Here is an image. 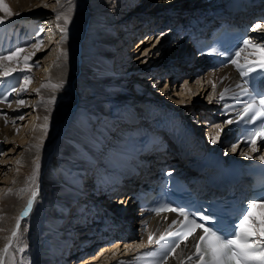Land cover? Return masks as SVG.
<instances>
[{
	"label": "bare ground",
	"instance_id": "obj_1",
	"mask_svg": "<svg viewBox=\"0 0 264 264\" xmlns=\"http://www.w3.org/2000/svg\"><path fill=\"white\" fill-rule=\"evenodd\" d=\"M40 1L41 0H4V2L11 8V13L0 8V17H5V21H7H4L3 25L0 24V56L7 55V53L12 51L13 48L23 49L15 60L0 61L4 68L16 69V71L9 76H0V80H3V83L0 84V140L11 138L10 135L17 129L14 121H17L18 118L20 119L18 116L19 112L22 107L24 108V103H27L28 101L29 105L26 106L29 110L26 112L32 114L31 117L33 118L34 129L36 131L34 134L31 130L33 135L31 134L29 136V143L26 145V148L21 150L24 152L23 155H21L19 161L17 160L15 163L17 171L19 172L17 186L14 189L8 188L5 193L0 196V264H64L66 258L68 263L69 257V264H111L113 260H127L134 262V264H188L195 256L194 242L196 238L194 237H188L181 242L179 246L175 248L174 252L171 250L167 252L156 250V247L158 246L138 251L142 244L150 243V236L153 241L154 237L159 236L164 230H168L173 226L175 220H179L178 215L173 211L162 213H149L146 211L135 213L133 211L132 213L137 214L135 219L136 222L134 224L135 226H132L130 232H126L127 235H125L124 239H117V243L114 244L113 242L112 246H109L107 241L100 242L97 246L98 253L94 255L91 254L92 251L90 250H93L97 244V238L93 239L89 244L84 245L81 250L78 249L71 251V249H69L70 252L65 254V247L63 245L70 243L68 240L65 241V235L67 234L65 232L68 228L73 226L77 228L80 226L79 222L81 221L78 220L79 217L84 216L87 209H91L89 205L76 204L75 202V207L78 208V211L67 212L66 206L78 197L76 190L88 189L85 186L86 184L88 185L87 187L95 185L92 181L93 178L87 176L89 175L88 170L91 165V161L88 157L89 155L92 157L91 155L93 153L94 156H100L98 153L100 152L102 144L103 151H106L105 146H108L107 142L108 140H111L110 136L113 135V133H110L112 125L109 126L111 120L108 121L107 119L108 117L110 118V109H108L110 107L103 110L104 112L100 114V118L96 115V120L93 121V125L97 127L99 131H102V134L104 133V135H106L103 139V137L98 135L100 133L95 134L94 132H89L86 125L87 122L89 124L91 120L89 114H85L86 118L83 117L82 119H78V122L76 120V122L74 121V106L78 101L79 104H81L84 100L92 97L95 88L96 90H103L106 97L108 95L111 102L110 104L114 106L111 110L115 109L114 113H112L113 118L117 117V114H121L125 111L123 102L127 99V96L120 94L118 87H125L127 89L131 84L132 87L134 84L141 85L139 82L143 79V73H141L143 69L142 67H138L140 71L137 73H132L131 75H126L125 73L127 68L131 65V62H133L131 61L133 59L128 60L132 54H130V52L139 49V45L144 44L145 41H139V45H136L133 50H131L130 46H128V50H126L125 45L128 44L129 37H126L125 41H123L125 44L121 42L119 45L122 37L119 40L117 39L116 43V41L113 42L112 40L114 36L118 35V33L110 36L107 32L111 29H114L115 32L118 31L119 23L125 22L129 19L124 18L118 20L110 15L119 12L120 9L125 10L127 8L128 10H131V8H134V4H136L135 1L137 0H90V5H92L91 8L93 11L90 12V17L93 22H90L87 19L89 13L86 9L87 0H70L68 1V5L64 4L63 6H60L61 13L70 17V22L64 23V27L71 29V32L68 33L69 36L62 37L61 35V39H59L60 43L58 48L61 49V55L58 59H54L50 64L46 63V61L43 62L41 69L39 70L41 74L39 75L44 76V80L36 85L35 88L30 89V83L27 85L24 84L25 76L31 78V73L28 69H30L32 65L30 66L28 62L32 58H35L37 53L44 51L48 43L52 41L50 39L53 37L51 33H48L49 36L45 33L44 45L39 49L36 47L38 40H41V34L39 35V30H37L39 25L37 24L38 26L35 27L31 21L38 19L41 21L46 16V13L48 14V8L44 6V4L41 5ZM47 1L48 0L45 2ZM62 1L64 0H60L59 3L62 4ZM191 1L192 0H187L189 4L185 8H181L182 10H180V12L182 11V14L178 12L174 17H181L184 16V14L191 13L196 7H199L202 11L209 10V6L207 5L209 1L197 0V2L195 1L196 5H192L193 3H190ZM113 2L118 4V9L114 10L112 8V11L111 9L106 10V3L113 4ZM203 2H206L207 4H204ZM121 6H123V8ZM154 11L155 10H151V12L149 11V13H151L150 17L157 16L156 18H159L161 15ZM138 12L139 9H133L131 11V13L136 14H139ZM107 15H109V17ZM131 15L130 18L133 17V19L131 23H129L131 19L128 23L132 26L131 31L134 32L135 27L138 26V22H136L137 20L134 21V19H139L140 16L135 14L133 16ZM140 18H142V16ZM87 20L91 25L88 33H86L84 47L86 50H92L93 55L91 54V56H87L86 54L85 58V54H83V59L87 65H84L82 60V66L84 67L81 69V74L79 75V71L78 74H76V70L79 69H76V64L73 63L76 59L77 52L75 51V47L77 41L83 36L82 31L85 29ZM63 22H65L63 19L58 20L60 26L63 25ZM103 22L104 24H102ZM80 23L81 26L78 29ZM105 25L109 28H106ZM167 25L170 26V33L167 35L169 40L173 33L177 31L173 30L174 25ZM153 29H151L150 32H153ZM21 30L26 31L27 34L34 33V40L36 39V41L31 44L30 47L19 46L20 41H23L24 39L28 40V35H30H25L24 38ZM156 30L157 29H154L155 32ZM37 33L38 35H36ZM126 33H129L128 28H126ZM149 37L150 40L154 39V37L152 38V34L147 37V40ZM6 39L9 40L6 41ZM1 41H5L8 45L2 44ZM252 41L253 43H256L254 40ZM109 42H112L113 45L122 50V54H120L121 56L119 55L116 59L118 67H114L115 69L110 67V60L107 59L109 55L108 53L111 51L110 48H107L104 52L102 51L105 49V44ZM183 43L184 41L182 44ZM187 44L188 46L186 48H181V51L177 50L176 54L173 52L168 53V51H166V57L164 59H158L156 62L150 63L149 66H151L146 70L149 77L147 79L151 80L155 78L158 80L157 78H160L159 72L161 71L159 70L161 66L166 67V65L169 66L170 64H182L180 57L183 54H191L192 52V45L189 41ZM163 48H165V45ZM159 49L160 46L156 48V50ZM254 52L255 50L250 47L245 48V51L241 53L240 63L245 65L249 60L259 59V56L252 54ZM172 53L175 56H170ZM26 56L30 57L27 60V65L25 63ZM171 58H174V60L172 61ZM106 60H108L109 63L103 62ZM39 61L38 57V62ZM114 61L115 59L113 62ZM193 62L194 63L191 66H181L178 71L176 69L167 70L170 75H172V77L168 75L170 78L179 77L182 69L185 71V81L182 83L181 94L186 93L188 95V89L190 88L193 89L192 92H199L198 97L194 98L191 94V98L189 96V98L187 97L188 100L182 101V105L185 104V112L190 116L197 113L199 116L198 119H200L201 113L207 116H215L214 123L211 122L210 125L213 129H216L217 132H219V130L224 131L222 133L223 137H220L219 140H216L218 137L217 134H214V140L223 141L226 135H229L230 138L231 126L227 121L233 120L232 114L238 110L240 102H231L227 100L226 97L236 95L243 87L240 80V71H238L237 67L232 64H226L222 67L213 69L209 68L207 61L202 58H195L193 59ZM113 65H115V62ZM151 67L152 70L149 73ZM186 67H189V69ZM133 68L136 67L133 66ZM0 71H3V69L0 68ZM123 74H125L124 78H122ZM77 78H79L78 83ZM18 80L21 82L16 87ZM81 84L85 85V87L83 89L80 88V92H76L73 86L79 87ZM53 85H59V87H53ZM14 86V93L16 92L15 98L12 99L13 102L10 103L9 95L13 94L12 88ZM25 87L26 90H21ZM144 88L145 86H140L139 88L140 92L138 95L143 99L140 100L141 103L152 100V103L157 104L162 109L167 108V105L164 104V102L158 99L148 98L146 96L148 93L143 92ZM64 89L68 92V98L70 99L68 103L60 102V100L66 96L63 92ZM225 89H228L226 93ZM207 92L210 94L214 92V95L209 101L205 102L204 99L202 100L200 97H204ZM222 93H224L225 96L223 100L220 98ZM32 95H35V97H31ZM130 96L128 97L133 99L134 102L136 100L139 101L138 98ZM2 99H5L8 103L2 102ZM21 100L24 101L23 104L20 103ZM119 102H121V104ZM3 110L4 112L2 113ZM175 114L178 117L177 113ZM137 116L141 121L139 116L142 115L139 114ZM4 119L9 122L7 121V123H5ZM105 119L107 120L105 121ZM96 122L97 124H95ZM122 122L124 123L127 121ZM133 122L134 121H132V129L130 130L129 127H124L121 133L124 137L122 139L116 138L113 140L114 143L118 145L122 144L121 147H131V145H134L133 142H135V137L131 131H133V127L137 122ZM146 127L149 129L147 124ZM201 129H203L202 122ZM159 131L160 130L154 131L156 132V136L160 134ZM164 133L167 135V132ZM117 135H119V133H117ZM156 136L153 138L154 143L158 141L157 143L159 144L160 141ZM131 137L134 138L131 139ZM137 137L141 138L140 136ZM226 139H228V136L225 137V140ZM11 141L12 140H8L7 143ZM13 143L15 144V142ZM226 144L230 145V143ZM216 145L219 144L217 143ZM96 147H98V150H96L95 153L94 151ZM127 149L130 148L128 147ZM7 153H11V151H8ZM255 153H258V151H255ZM109 158H115V160H121L122 162L126 159L124 154L118 151ZM78 165H81L82 167V169H80L81 167L79 168V171L76 170V166ZM99 168L100 167H97L98 170ZM34 192L37 193L35 198H33ZM99 193L98 198L101 197V200L104 201L106 197L102 198L103 192L99 191ZM124 193L126 192H121L114 196V198L120 197V199L123 198L124 200V195H126ZM83 199L85 200L86 197ZM89 200L91 201V199ZM30 203L31 207H29ZM259 212H264V209H254V217L258 220L264 219V216H260ZM25 213L27 214L25 215ZM64 215H66V217H63ZM61 218L64 225L59 222ZM13 232H16L15 236H13ZM5 248H7V251H5ZM89 248H93L86 251H90V253L85 254V252H82V249L86 250ZM123 249L125 253L121 255H126V253H130V255L125 259H120V253L123 252ZM189 257L191 258L189 259Z\"/></svg>",
	"mask_w": 264,
	"mask_h": 264
},
{
	"label": "rangeland",
	"instance_id": "obj_2",
	"mask_svg": "<svg viewBox=\"0 0 264 264\" xmlns=\"http://www.w3.org/2000/svg\"><path fill=\"white\" fill-rule=\"evenodd\" d=\"M45 1L46 0H41L40 3H41V5L44 4V6H46L48 8V10H47L48 14L46 13V16L40 22L43 24L44 33H46L48 36H49L48 33H51V35L53 37H52V39H50L48 37L52 41H50L48 43V45L46 46L45 50L41 51L40 53H37L35 55V58H32L28 62L30 64V66L32 65L30 70L28 69L29 72L31 73V81H30V84H29V88L30 89L31 88H35L36 85H38L39 83H41L44 80L43 79L44 76L39 75V74H41L39 72V70L41 69V65L43 64V62L46 61V63L50 64V63H52L54 61V59H56V58L58 59V57L61 55V51H60L61 49L58 48L59 47V43H60L59 39H61V35H62V37L63 36H69L68 33L71 32L70 31L71 29L66 28L67 31L62 33L60 31V27H64V25H65L64 23L65 22H63V25L60 26V23H58V20L56 19L57 14L61 13L60 6L61 5L63 6L64 4L68 5V1H70V0H64V1H62V4H60V3L58 4L56 2V0H48L47 2H45ZM114 1H116V0H114ZM195 1L197 2V0H192L190 3H193L192 5H196ZM135 2H136V4H134V8H131V10H128L127 8L125 10L120 9L119 12H116L117 14L114 13V14L110 15V16H113L114 18H117L118 20L119 19L122 20L124 18H129L127 21L119 23L118 31L115 32L114 29H111V30L107 31L110 36L112 34L114 35V34L118 33V35L114 36V38L112 40L113 42H115L117 39L119 40L122 37V40L120 41L119 45L121 44V42L124 43L123 41H125L126 37H129L128 33H126V28H128V30H129V26H130L129 23H131V21L133 19V17L130 18L131 14H132L131 16H133L135 14V15L140 16V17H141V15H144L142 17H150L151 13H149V11L151 12V10H155L154 12H157V14L161 15L159 17H162L163 20H166L165 18L169 17L171 15V14H169L170 11L178 14V12H180V10H182L181 8H185L189 4V2H187V0H137ZM86 3H87L86 4L87 5L86 9L89 12L87 19L90 22H93V20L90 17V14H91L90 12H93L92 8H91L92 5H90V0H87ZM203 3L207 4L206 2H203ZM106 4H107L106 7H105L106 10H110L111 9V11H112L113 9L114 10L118 9V6H117L118 4H115V2H113V4L112 3L111 4L110 3H106ZM185 4H187V5H185ZM121 7L123 8V6H121ZM133 9L134 10L139 9L138 13L140 15L136 14V13H131V11ZM145 14H147V15H145ZM162 14H164V16ZM180 14H182V11L180 12ZM107 16L109 17V15H107ZM140 17H139V19L135 18L134 21L137 20L136 22H138V23L141 22L142 18H140ZM162 19L160 18L159 22H157V20H155L153 22L152 18H151V21H150V22H152L151 25H149L148 27L147 26L143 27V29L147 27L146 31H142V28H141V34L139 36H137V37H134L130 41L129 44L125 45V49L126 50H128V46H130L131 50H133V49H135L136 45H139V43H138L139 41H141V40L145 41L144 44H140L139 45L140 46L139 49H137L136 51H133V52L131 51L130 52V54L131 53L132 54L130 55L128 60L133 59V60H131L133 62L128 61V62H131V65L129 66V68H127L125 74L126 75L127 74L131 75L132 73H137L138 71H140L138 67H142L143 69H142L141 73H143V75H142L143 79L140 80L139 83H141V85L140 84L139 85L143 86V87L145 86V88L143 89L144 90L143 92L148 93L146 96L148 98H153V99H158V100L161 99V100H163L165 102H169L170 105L174 106L175 108H178L179 110H183L184 109L183 112H185V110H186L185 109V104L182 105V101L183 100H188L187 97L189 98V96L191 98V94H192V97H194V98L198 97V95H199L198 93L199 92H192L193 89L190 88V89H188V92H189L188 95L186 93H182V94L180 93L181 87L183 85L182 83H184V81H185V78H184L185 73H184L183 70H182L183 72L181 71L182 74L179 77L170 78V77H172V75H170L169 71L166 72L165 70L174 69L173 64H170L169 66L166 65V67L161 66L160 70H159V71H161V72H159L160 78H157L158 80H156L154 78V79H151V80L149 79L150 80L149 81L147 79L149 77L147 75L146 70H147L148 67L151 66V65L149 66L150 63H154L158 59H160V60L164 59L166 57V54H165L166 51H168V53L173 52L174 54H176L177 50L181 51V48H186L188 46L186 39L183 38L184 36L181 35L182 33L179 34L178 32L177 33L174 32L175 34L173 33L171 38L168 40L167 35L170 33V31H169L170 26H168L167 24L166 25L164 24L163 27L160 28L161 30L156 26L157 24L160 23V21H162ZM38 20H40V19H38ZM60 20H62V19H60ZM88 20L86 22L85 29H83V31H82V34H83L82 37L83 38L81 37L80 40L77 41L76 47H75V51H77L76 52L77 61L75 59L73 61V63L76 64L75 68L79 69V70H76V72H77L76 74H78V71H79V75L81 74V69L84 67L82 65L83 64L87 65V63L83 59L84 58L83 54H85V58H86V54H87V56H91V54L93 55V51L92 50H90V49L86 50L85 47H84V43H85V39H86V35H87L86 33H88L90 25H91V23ZM128 21H129V23H128ZM5 22H7V21H5ZM31 22L34 24L35 27H37L39 25V28L37 27V30H39V33L42 34L40 32L41 31V29H40L41 25L40 24L37 25L35 23V20H33ZM98 24H100V23H98ZM102 24H104V22ZM102 24H101V26H102ZM127 25H129V26H127ZM80 26H81V23L78 26V29L80 28ZM106 26L107 25H105V27ZM167 26H168V28H167ZM106 28H109V27H106ZM153 28L157 29L156 32L154 31ZM151 29H153V32H150ZM130 30H131V28H130ZM138 30H136V31L140 32ZM136 31H134V32L132 31L131 35L136 33ZM160 31H162V32H160ZM23 32H24V34L26 36L28 35L26 33V31H22V33ZM151 34H152V38L154 37V39L150 40V37H151L150 36L149 39L147 40V37L149 35H151ZM36 35H38V33ZM22 36L24 37V35H22ZM40 37H41V40L40 41L38 40V44H37L38 46L36 45V47H38V49L42 45H44V42H45L44 41L45 35L44 34L42 36L40 35ZM8 40L9 39H6V41H8ZM35 41H36V39L33 40L32 43H31V41H26V42H24L23 45H25V46H23V47H30L31 44L35 43ZM41 41H42V43H40ZM183 41H184V43L182 44ZM1 42H2V44H7L5 41H1ZM39 43H40V46H39ZM116 43H117V41H116ZM106 45H109L110 47L106 46ZM164 45H165V48H163ZM20 46H22V44H20ZM159 46H160V49L156 50V48L159 47ZM10 48H12V47H10ZM104 48L105 49L102 50L103 52L107 48H110V50H111L108 53L109 55L107 57V59L110 60L109 61L110 62V67L111 68H114V67L117 68L118 65H117V60L116 59L119 57L120 54H122L121 48L116 47L115 45H113L112 42L111 43L109 42V43L105 44ZM12 50H15V49L13 48ZM173 53L170 56H173L174 55ZM38 57H39V60H40L39 62H38ZM111 59H113V60L115 59V61H114L115 65H113L114 62L111 61ZM82 60H83V64H82ZM108 60L103 61V62L109 63ZM171 60L173 61L174 58H171ZM165 63H167V62H165ZM133 66L136 67V68H133ZM151 70H152V67H151V69H149V73H150ZM125 74H123V77L122 76L121 77L124 78ZM151 75H153V74H151ZM168 75L170 77H168ZM196 76H197V74H196ZM18 79L21 80L20 78H18ZM77 79H78L77 80V83H78L79 78H77ZM19 80H18V82L16 84V87L21 82ZM83 84H81V86H79V87L78 86L77 87L73 86L74 89L76 90V92L77 91L80 92V88L83 89L85 87V85H83ZM139 85L138 84H134V86L132 87V84H131L127 89L125 87H122V88L118 87V89L120 91L119 93L124 95V96H127V98H129L128 96L131 95L130 97L138 98L139 101L143 100L142 97H139V95H138V93L140 92V90H139L140 86ZM120 89H122V90H120ZM63 92H64V94H66L67 97L65 96V98H62L60 100V102L62 101V102L68 103L70 101V99L68 98V92H67L66 89H64ZM93 92H94V95H92V97H89L88 99L84 100L83 103L81 102V104H79V101H78L77 104H75V106H74L75 107L74 108V115H73L74 116V121L76 120L78 122V119H80V118L82 119L83 117L86 118L85 114H89L91 116V120H90L89 124H88V122L86 124L87 127H88L89 132H92V133L94 132L95 134L96 133L97 134L100 133L98 135H100L104 139V133L102 134V131H99L98 128L93 125V123H94L93 121L96 120V117H95L96 115H98V118H100L101 117L100 114L103 113L104 112L103 110H106L108 107H110L108 109H110L109 110L110 118L113 121V114L112 113H114L115 109L111 110V109H113L114 106L112 104H110L111 103L110 99H109L108 95H107V97L104 95V91L103 90H101V89H99V90L97 89L96 90L94 88ZM102 93H103V95L105 97L102 95ZM208 93L209 92H207L204 97H200V98H202V100L204 99L205 102L209 101L214 95V92L211 93V94L210 93L208 94ZM208 95H209V97H208ZM202 96H203V94H202ZM31 97H35V95L34 96L32 95ZM98 97H100V98H98ZM145 99H147V98H145ZM1 101L4 102V103H8L5 99H2ZM148 101L152 103V100H148ZM12 102L13 101H10V103H12ZM165 102H164V104H166ZM119 103L121 104V102H119ZM26 105H29V101L27 103L26 102L24 103V108L23 107L21 108V111H20L21 113L19 112V115H18L19 117H23V120L18 118L17 121L16 120L14 121L15 125L17 126L16 127L17 129H16V131L14 133H12L10 135L11 138L10 139L4 138V140H0V144H1V148H0V196L3 195V193H5V191L8 188H13L14 189L17 186L18 179H19L18 178L19 177V172L17 171V167L15 166V163L17 162V160L19 161L20 156L23 155L24 152H22L21 150L26 148V145L29 143V139H28L29 136L31 134L33 135V133L34 134L36 133V131L34 129V121H33V118L31 117L32 114H28L27 113L29 108H27ZM87 109H88V111H87ZM3 112H4V110L2 111V113ZM185 114H187V113L185 112ZM193 115H196V114H193ZM110 118L109 117L107 118L108 121L111 120ZM107 119H105V121ZM4 121H5V123H7L8 120L4 119ZM95 124H97V122ZM88 125H90V126H88ZM31 130L33 131V133H32ZM143 138H146V137H143ZM8 140H12V141L7 143ZM216 140H219V139H216ZM13 142H15V144ZM153 142H154V139H153ZM7 150L11 151V153H7L8 152ZM80 167H81V165H78L76 170L79 171L80 169H82V167L81 168ZM119 198L120 197H116V198L113 197L112 198V201H113L114 205L117 204V200ZM117 206H119V205H117ZM63 217H66V215H64ZM59 222L62 223V225H64V222L62 221V218L59 220ZM112 243L113 242H111V244H109V246H112L113 245ZM116 243L117 242L115 241L114 244H116ZM87 244H89V243H87ZM105 246H107V245H105ZM93 250H90V251H92L91 254L94 255V254L98 253V251H97L98 247H94ZM90 251L89 252H85V254L90 253ZM122 251L123 252L120 253V255L125 253L124 249ZM69 259H70V257H69ZM69 259H68V263H70ZM120 259H123V258L121 257Z\"/></svg>",
	"mask_w": 264,
	"mask_h": 264
},
{
	"label": "snow or ice",
	"instance_id": "obj_3",
	"mask_svg": "<svg viewBox=\"0 0 264 264\" xmlns=\"http://www.w3.org/2000/svg\"><path fill=\"white\" fill-rule=\"evenodd\" d=\"M59 3L60 0H57ZM0 8L4 11L11 13V8L0 0ZM57 20L63 19L65 23L70 22V17L63 13H58L56 16ZM5 17H0V24H3ZM264 28V24L257 23L254 26L253 31ZM62 33L66 32L65 27H60ZM264 39V37H261ZM42 43V41L40 42ZM244 47L238 49L232 55L235 58L231 59V63L234 64L239 70L240 74L244 77H248L250 80L255 81L257 78H264V44L253 43L251 38H245L242 41ZM252 48L255 50L254 55L259 56L257 60H249L245 65L240 63L241 53L245 51V48ZM23 51L21 48L9 51L7 55L0 56V61L3 60H15L19 54ZM30 57H25V63ZM0 76H9L16 69L4 68L3 64L0 63ZM31 81L28 76L24 77V84L27 85ZM247 82V81H246ZM53 87H59V85H53ZM21 90H26L22 88ZM15 91V89H13ZM39 91V90H37ZM228 89H225V93ZM245 96L250 97V102H247L244 109L241 120L247 124L257 125L253 131L246 136V142L250 145H255L257 139L264 142V91H258L255 95L249 92L248 89H242ZM259 97L257 102L256 97ZM221 100L225 98L224 93L221 94ZM24 103L23 100L20 101ZM23 119V117H20ZM233 120H228L227 123H233ZM216 140H213L215 143ZM253 147V151H257ZM246 155V153H241ZM264 160V156L260 157ZM36 192L33 193V198L36 196ZM31 207V203L29 204ZM262 208L264 209V197L253 199L247 205L244 206L243 211L237 217V222H234L230 230H226L220 227H216L215 224L206 226L204 223H197L195 220H189L188 214L182 208L168 209L171 211H178L184 217L187 224L184 225L187 231L181 233H169V235H176L182 239H187L188 236L192 235L197 229L203 230V235L199 236V242L195 245L196 255L199 260V264H264V219L257 220L253 215V209ZM27 213H25L26 215ZM203 221H211L213 215H204L201 217ZM251 221V223H249ZM175 223V221H174ZM191 225V227H189ZM16 232H13V236ZM256 237L257 239H252ZM165 237H161V240ZM152 241V237H149V242ZM159 243V241H157ZM179 246V243H174L171 251L174 252L175 248ZM7 251V248H5ZM205 257H208L205 260ZM191 257H189L190 259Z\"/></svg>",
	"mask_w": 264,
	"mask_h": 264
}]
</instances>
